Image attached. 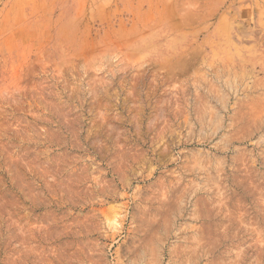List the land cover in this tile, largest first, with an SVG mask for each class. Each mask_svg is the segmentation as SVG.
Returning <instances> with one entry per match:
<instances>
[{
    "label": "rangeland",
    "instance_id": "1",
    "mask_svg": "<svg viewBox=\"0 0 264 264\" xmlns=\"http://www.w3.org/2000/svg\"><path fill=\"white\" fill-rule=\"evenodd\" d=\"M0 264H264V0H0Z\"/></svg>",
    "mask_w": 264,
    "mask_h": 264
}]
</instances>
